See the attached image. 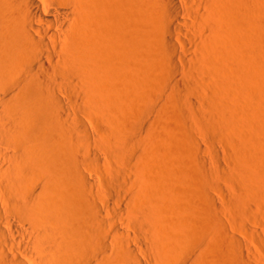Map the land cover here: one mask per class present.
<instances>
[{
	"label": "bare ground",
	"instance_id": "6f19581e",
	"mask_svg": "<svg viewBox=\"0 0 264 264\" xmlns=\"http://www.w3.org/2000/svg\"><path fill=\"white\" fill-rule=\"evenodd\" d=\"M247 2L0 0V264H201L209 255L216 256L218 264L228 263L233 249L228 253L223 247L227 227L216 216L218 204L210 193L218 188L217 173L198 160L203 151L199 144L190 143L188 155V138H181L182 148L176 143L186 130L183 119L195 114L190 95L200 94L198 85H203L195 71L207 75L214 65L193 51H202L204 41L218 44L228 29L227 22L211 24L203 9L225 5L232 24L238 10L252 18ZM260 62L256 67H264ZM263 67L257 70L258 79L264 77ZM221 72L215 71L217 78L223 77ZM205 86L211 93L212 123L233 122V111L217 88L211 82ZM246 108L264 114L262 103ZM210 129L218 137L214 127ZM239 138L229 136L236 145L242 143ZM243 168L251 176L254 169ZM187 183L202 188L189 193L194 187ZM240 187L242 193L230 199L237 221L251 209L245 198L251 185L244 181ZM192 205L203 212L204 220ZM202 232L208 235L206 248L190 261L187 250L197 248ZM228 239L239 242L237 236Z\"/></svg>",
	"mask_w": 264,
	"mask_h": 264
},
{
	"label": "rangeland",
	"instance_id": "374dc122",
	"mask_svg": "<svg viewBox=\"0 0 264 264\" xmlns=\"http://www.w3.org/2000/svg\"><path fill=\"white\" fill-rule=\"evenodd\" d=\"M261 1V2H260ZM258 3V4H257ZM228 3L227 2H225V5L226 6H228L229 7V5H227ZM263 4V5H262ZM225 5L224 6H219V5H216V4H214L211 8L212 9H207L206 8V10L205 9H203L204 10V12H205V14L209 17V21L211 22V24L213 23V24H215V26L217 25V26H222V24H224V23H226V25H227V27H228V29L227 30H229V33L227 32V30H226V33H224V31H223V33H222V31H221V29H219V32L220 33H222V34H220V38H219V40H218V44H214V43H216V42H214V41H210V40H208V41H204V45H203V47H202V51H198V50H196V52H194L193 51V53H195L196 55H199V56H201L200 57V59L202 60V61H204V62H210L211 64H213L214 63V65H213V67L211 68V70H212V72L210 71L209 72V74H204V75H202V71H200V70H196L195 71V73H197L196 75H198L199 76V74L198 73H200V76H201V78H199L198 79V84H200V82L202 81H204V82H206L205 83V85H207L209 82H211V84L212 85H214L216 88H217V91L220 93V95L223 97V102L225 101V105L228 107V108H230L231 109V112H232V117H234L233 118V122L231 121V122H228V123H226V124H223V125H216V124H214V123H212V121H211V119H210V107H211V102H212V99H211V93H210V88H208L207 86H205L204 85V83H202L201 82V84L200 85H202V88H200L201 86H199L198 85V90H199V92L198 93H200V94H197V96H196V94H192V95H190V98L192 99V100H194L195 102H196V107H195V111H194V115H193V117H195L196 119L194 120V118L193 117H191V118H193V119H191L190 117H187V118H189V120L188 119H186V118H184L183 119V121H182V123L183 122H185L187 125L185 126L184 124H182V126L184 125L185 127H183V128H186V130L185 129H182L184 132L185 131H187L185 134H187V135H183V131L181 130V127L179 126V125H177L176 126V129L178 128L179 129V127H180V131L179 132H181L182 133V135L179 137L180 138V143H176V144H179L178 145V148H182L181 146H180V144L181 143H183L184 145H185V142H187V140L185 139V137L186 138H188V141H189V144H188V147H187V150H188V148L190 149L191 147H189V145H190V143H196L197 145L199 144L201 147V150H203V151H201V155H203V156H199V161H203V160H205L206 162H208V163H206L207 164V167L209 168V167H211L210 169H213V170H215V172L217 173V178L215 179V183H214V185H216L218 182V184L216 185L219 189H221V191L217 188V189H215V190H210L211 192V194H212V196L214 197V199H215V201H216V203L218 204L217 205V207H218V211H217V217L219 218V216H220V220H221V222L222 221H224L225 222V224H224V222H222V224L225 226H223L224 228H226L227 227V230L225 229L224 231H225V234H227V238L224 240L225 242L222 244L223 245V247H224V249L225 250H228V253H230V251L232 250V252H231V254H232V256H230V263H229V260H228V263L227 264H264V194L262 193V192H264V184H262V183H264V171H263V167H264V162H262V164H261V162L260 161H262L261 160V158L260 157H264V155H260V153H262V152H264V114H258L257 112L255 113V112H251L248 108H246L247 107V105L249 106L250 104H253V102L255 103V102H259V103H262L263 105H264V85H262V84H264V77H262L261 76V74H260V76L263 78L262 80H260L261 79V77L258 79V77H257V75H258V71H260V69H261V66L263 67V65H261L260 66V68L258 67V71L255 69V68H257L256 67V63L257 64H262V62H260V61H262L263 60V62H264V0H249V2H247V5H248V9L250 10V12H249V14L248 15H250V16H252V18L251 17H249V16H247L248 18H245V16H244V11L243 10H236L237 12H238V14H237V19L238 20H240V21H235V23H232L231 24V22H230V19H228L227 20V18H228V14H227V9H226V7H225ZM256 7H255V6ZM261 5V6H260ZM202 8H203V6H201ZM199 8L198 9V11L199 12H203V10L202 11H200V9H202V8ZM258 7H261L260 9H258ZM255 8L257 9L256 11H255ZM254 9V10H253ZM211 10H213L214 12H211ZM223 10V11H222ZM207 11V12H206ZM253 11H255V13L257 14V15H255V13L253 12ZM258 12V13H257ZM226 13V14H225ZM252 13H253V15H252ZM262 13V14H261ZM219 15V16H218ZM226 18H225V17ZM257 18V19H256ZM261 18V19H260ZM242 19V20H241ZM255 19V20H254ZM254 20V21H253ZM257 20V21H256ZM258 20H259V22H258ZM214 21V22H213ZM252 21V23L250 24V22ZM192 22H194V21H192ZM228 22H229V25H228ZM259 23H262V24H260L259 25ZM194 25L196 26V22H194ZM198 25V24H197ZM247 26H248V28L250 29V31H248V30H246V28H247ZM251 26V27H250ZM197 27V29L199 30V26H196ZM253 28V29H252ZM242 31H241V30ZM186 30V31H185ZM258 32H257V31ZM184 31H185V33L188 35V36H192V37H194L195 36V33H193V32H190V30H187V29H184ZM252 31V32H251ZM234 32H235V34H234ZM240 32V33H239ZM251 32V33H250ZM255 32V33H254ZM260 32V33H259ZM261 32H263V33H261ZM193 33V34H192ZM233 33V34H232ZM190 34V35H189ZM249 34V35H248ZM198 34H196V36H197ZM234 35V36H233ZM239 35V36H238ZM246 35H247V37H246ZM226 36H228V37H226ZM237 38H236V37ZM245 36V37H244ZM191 37V38H192ZM252 38V39H251ZM260 38H262V39H260ZM198 40V39H197ZM237 40V41H236ZM251 40V41H250ZM257 40V41H256ZM263 40V41H262ZM209 41L210 42H212V43H209ZM225 41V42H224ZM249 41V42H248ZM214 42V43H213ZM230 42V43H229ZM252 44H251V43ZM256 42V43H255ZM261 42V43H260ZM240 43V44H239ZM249 43V44H248ZM210 44V45H209ZM242 44V45H241ZM246 44V45H245ZM255 46H254V45ZM226 45V46H225ZM240 45V46H239ZM212 46V47H211ZM245 46H246V48H245ZM253 46V47H252ZM258 48H257V47ZM204 47H206V48H204ZM209 47V48H208ZM239 47H240V49H239ZM188 48V47H187ZM186 48V49H187ZM210 48H211V50H210ZM238 48V49H237ZM257 48V49H256ZM204 49V50H203ZM208 49V50H207ZM215 49V50H214ZM236 49V50H235ZM251 49V50H250ZM214 50V51H213ZM226 50V51H225ZM255 50H257V51H255ZM191 51H192V49H191ZM216 51V52H215ZM225 53H224V52ZM222 52V53H221ZM238 52H243V53H246V55L248 54V56L246 57V59L244 58V56L242 57ZM249 52H251V53H249ZM255 52V53H254ZM206 53V54H205ZM214 53V55H212ZM253 53V54H252ZM258 53V54H257ZM221 54V55H220ZM263 54V55H262ZM205 55V56H204ZM220 55V56H219ZM239 55V56H238ZM224 56V57H223ZM248 57L249 58H251V59H249V61L250 60H254V61H250V62H252L253 64H255L254 66L255 67H252L251 65L252 64H250V62L248 63L247 62V60H248ZM218 58V59H217ZM221 58V59H220ZM235 58V59H234ZM207 59V60H206ZM257 59V60H256ZM262 59V60H261ZM233 60V61H232ZM232 61V62H231ZM238 61V62H237ZM236 62V63H235ZM245 62H246V64H245ZM255 62V63H254ZM219 64H221V66L219 65ZM234 64H236V65H234ZM248 64H250V65H248ZM215 65H217V67L215 66ZM230 65H231V67H230ZM212 66V65H211ZM223 66H224V69H223ZM239 66H240V68H239ZM227 67V68H226ZM245 67L246 68H248V67H250L248 70L249 71H251V72H249L247 69H245ZM234 68V69H233ZM217 69L218 70H220V71H222L221 72V74L223 75V77H221V78H217V74H215V71H217ZM243 69V70H242ZM255 69V70H254ZM249 72H247V71ZM263 70H264V67H263ZM213 71H214V73H213ZM230 71V72H229ZM244 71V72H243ZM255 71V72H254ZM262 71V70H261ZM258 72V73H257ZM264 71H262L261 73H262V75L264 74L263 73ZM228 73H229V75H228ZM211 74V76H209ZM233 74V75H232ZM244 74V75H243ZM247 74V75H246ZM221 75V76H222ZM226 75V76H225ZM228 75V76H227ZM244 76V78H243V76ZM252 75V76H251ZM199 76V77H200ZM208 76V77H207ZM219 76V75H218ZM240 76H242V79L240 78ZM205 77V78H204ZM207 77V78H206ZM209 77H210V81H209ZM214 78V79H213ZM223 78V79H222ZM205 79V80H204ZM208 79V80H207ZM217 79V80H216ZM218 79H220V80H218ZM226 81H225V80ZM249 79V80H248ZM207 80V81H206ZM225 82H224V81ZM256 80V81H255ZM218 81V82H217ZM223 81V82H222ZM261 81V82H260ZM208 82V83H207ZM220 82V83H219ZM234 82V83H233ZM253 82V83H252ZM254 82H256V83H254ZM216 83V84H215ZM258 84H260V86L258 85ZM244 85H247V86H244ZM204 86H205V88H204ZM232 86V87H231ZM237 86V87H236ZM236 87V88H235ZM239 87V88H238ZM254 87H257L259 90H260V92L258 91V89H256V92H255V88ZM246 88H248V89H246ZM254 88V89H253ZM203 89V90H202ZM208 89V90H207ZM158 90V89H157ZM157 90L155 91V92H157ZM229 90V91H228ZM242 90V91H241ZM248 90V91H247ZM251 90V91H250ZM205 91V92H204ZM228 91V92H227ZM237 91H240V92H237ZM247 91V92H246ZM255 92V93H254ZM258 92V93H257ZM159 93V92H158ZM161 93V92H160ZM201 93H204V95L203 94H201ZM226 93V94H225ZM249 93V94H248ZM162 94V93H161ZM160 94V95H161ZM253 94V95H252ZM160 95H159V99H160ZM194 95V96H193ZM201 95V96H200ZM224 95V96H223ZM230 95H232V96H230ZM262 95V96H261ZM158 96V95H157ZM229 96V97H228ZM155 97H156V95H155ZM155 97L153 98V101L155 100ZM163 97V96H162ZM161 97V99L163 100H160V101H162L161 103L162 104H164V101H165V97H163L162 98ZM197 97H198V100H197ZM209 97V98H208ZM227 97V98H226ZM196 98V99H195ZM228 98H229V100H228ZM255 98V99H254ZM156 99H158L157 97H156ZM158 99V100H159ZM200 100V101H199ZM208 100V101H207ZM211 100V101H210ZM256 100V101H255ZM239 101V102H238ZM253 101V102H252ZM156 103H157V100L155 101ZM199 102V103H198ZM227 102V103H226ZM237 102H238V104H237ZM241 102V103H240ZM250 102V103H249ZM159 104V106L161 105L162 106V104ZM243 103H245V104H243ZM158 104V103H157ZM240 104V105H239ZM243 104V105H242ZM230 105H231V107H230ZM242 105V106H241ZM155 106H157L158 107V105H155ZM241 106V108H243V109H241V108H239ZM159 108V107H158ZM208 109H209V111H208ZM229 109V110H230ZM236 110V113L234 112L235 110ZM244 110V111H243ZM249 110V111H248ZM206 113V114H205ZM240 114V115H238V114ZM207 115V116H206ZM239 116L237 119H236V117L235 116ZM199 116V117H198ZM202 116V119L200 118ZM206 117H207V119H206ZM200 123V125H198L199 123L197 122V121ZM200 120H202V122L204 121V120H206V121H204V123H202ZM211 122H210V121ZM239 120V121H238ZM190 121H191V123H190ZM195 121V122H194ZM149 122H151V120L149 121ZM189 122V123H188ZM236 122V123H235ZM256 124H255V123ZM181 123V122H180ZM179 123V124H180ZM195 123V124H194ZM196 123H198V124H196ZM234 123V124H233ZM238 123V124H237ZM252 123H253V125H252ZM167 124V123H166ZM188 124H190V126L188 125ZM238 126H237V125ZM240 124V125H239ZM242 124V125H241ZM181 125V124H180ZM226 125V126H225ZM233 125H235V127L233 126ZM259 126V127H257V126ZM188 126V127H187ZM194 127V128H192V127ZM210 126V128L213 126L214 127V129L216 130L215 132L218 134V137H216V136H214L213 135V133H211L212 132V130L210 129V128H208ZM217 126H219V127H217ZM224 126V127H223ZM247 126V127H246ZM255 126V127H254ZM169 127V126H168ZM167 127V128H168ZM190 127V128H189ZM217 127V128H216ZM233 127V128H232ZM240 127V128H239ZM257 127V128H256ZM175 128V127H174ZM221 128L223 129L222 130V132H221ZM231 128V129H230ZM239 128V129H238ZM259 128V129H258ZM261 128V129H260ZM262 128H263V130H262ZM169 130H170V128H168ZM175 129V130H176ZM193 131L194 129H195V131H193L191 134H190V132H191V130ZM211 131H210V130ZM238 129V130H237ZM236 130V131H235ZM243 130V131H242ZM250 130V131H249ZM256 132H255V131ZM172 131V130H171ZM171 131L169 132L168 131V133L170 134L171 133ZM190 131V132H189ZM234 131V132H233ZM245 131V132H244ZM259 131V132H258ZM176 132V131H175ZM175 132H173L172 131V133L174 134V136H175ZM178 132V131H177ZM176 132V133H177ZM178 132V133H179ZM218 132H220V134L218 133ZM226 132V133H225ZM239 132V133H238ZM244 132V133H243ZM260 132L262 133V134H260ZM177 133V135L175 136V137H177V136H179V134ZM237 134V136L238 137H240L239 139H241V142L242 143H240V144H242V146L243 147H241L240 149L237 147V146H239L240 147V144L239 145H236V144H234V142H232V140L231 139H229V136L231 135H233V134ZM250 134V135H248V134ZM172 134V135H173ZM244 134H246L247 135V137H246V135H244ZM252 134L254 135L255 134V136H252ZM171 135V134H170ZM224 135V136H223ZM190 136H193V137H190ZM221 136V137H220ZM258 136V137H257ZM182 137H184V140L183 139H181ZM172 138L174 139V137L172 136ZM179 138L177 139L178 141H179ZM191 138V139H190ZM220 138H222V139H220ZM255 138H257V139H255ZM172 139V140H173ZM190 139V140H189ZM195 139H197V140H195ZM223 139L227 142L226 144H228V145H226L225 144V141H223ZM244 139V140H243ZM185 141V142H181V141ZM219 140H220V142H219ZM176 141V140H175ZM174 140H173V142H175ZM193 141V142H192ZM223 141V142H222ZM232 142V143H231ZM217 143V144H216ZM248 143H249V146H248ZM175 144V143H174ZM175 144V145H176ZM183 144H182V146H183ZM231 144V145H230ZM238 144V143H237ZM193 145V144H192ZM198 145V146H199ZM216 145V146H215ZM235 145V146H234ZM187 146V145H186ZM231 146H233L232 147V149H231ZM245 146H247V147H245ZM185 147V146H184ZM228 147V148H227ZM245 147V148H244ZM186 148V147H185ZM215 148V149H214ZM229 148H230V150H229ZM184 149V148H183ZM213 149V150H212ZM240 150V152H239V150ZM251 149V150H250ZM181 150V149H180ZM204 150H205V152H204ZM244 152H243V151ZM248 150H250V152L252 153H247L248 152ZM255 150V151H254ZM186 151V150H185ZM185 151H183L182 150V152L183 153H185ZM231 152V155H233V158H232V156L231 155H229V153ZM245 151H246V153H245ZM188 152H189V150L187 151V154H188ZM202 152H204V154L202 153ZM209 154H208V153ZM240 153V155H239V153ZM254 152V153H253ZM257 152V153H256ZM212 154V155H211ZM220 154V155H219ZM250 154V155H249ZM260 155V157H259V155ZM189 155V154H188ZM207 155V156H206ZM209 155V156H208ZM215 156L214 158L213 157H211V156ZM219 155V156H218ZM237 155V156H236ZM248 155V156H247ZM186 156V155H185ZM205 156V157H204ZM219 158H218V157ZM231 156V157H230ZM251 156L255 159H253V158H251ZM211 157V158H210ZM229 157V158H228ZM246 157H248V158H246ZM202 158V159H201ZM233 160H232V159ZM257 158H259V159H257ZM209 159H211V160H209ZM220 159V160H219ZM237 159H238V161H237ZM249 159V160H248ZM252 159V160H251ZM245 160V161H244ZM215 161H217V162H215ZM232 161H234V162H232ZM253 161H254V163H253ZM236 162V163H235ZM214 163V164H213ZM238 163V164H237ZM253 163V164H252ZM153 164V166L152 167H155V170H156V168H157V165L155 164V163H152ZM156 166H155V165ZM210 164V165H209ZM235 166H234V165ZM250 164H252L253 165V167H252V165H250ZM255 164V165H254ZM221 166V165H223L222 167V169H224V170H222L221 168L219 169V166ZM236 165H237V167H236ZM251 166V168L252 169H254L250 174H251V176L248 174L247 175V173L245 172V171H242V169H244L243 168V166L245 167V166ZM241 166V167H240ZM152 167H151V169H152ZM258 167V168H257ZM235 169V170H234ZM238 169H239V171H238ZM152 170H154V169H152ZM228 170V171H227ZM258 171V172H255V171ZM225 171V172H224ZM234 172V173H233ZM243 172V173H242ZM262 174H261V173ZM256 173V174H255ZM259 173V174H258ZM222 174V175H221ZM225 174H226V176H225ZM229 174V175H228ZM232 174H233V176H232ZM245 175L247 176V177H245ZM263 175V176H262ZM231 176V177H230ZM237 176V177H236ZM221 177H222V180H221ZM236 177V178H235ZM223 178H225V179H223ZM228 178V179H227ZM233 178H235V179H233ZM241 178V179H240ZM262 178V179H261ZM260 179V180H259ZM218 180H220V181H218ZM224 180H227L226 182L227 183H225V181ZM243 181V183H244V181H245V184L247 183V184H250L251 185V190H249L248 189V191H250L249 192V194H248V192H247V195H245V198L248 200L247 201V204H248V208H251L250 210H252V211H250L249 210V212H248V216L246 217V218H242V219H238L239 221H237V215L235 216V214L234 213H236L235 211H233L234 210V208L232 207L231 208V206L232 205H230V203H231V198H232V196H233V198L234 197H236L237 195H239L240 193H242V191H241V187L239 188V185H241V184H243V183H241V184H238V183H240V182H242ZM261 180H263V181H261ZM201 181L203 182V180L201 179ZM229 181V182H228ZM232 182V184H231V182ZM236 181V182H235ZM151 182V180L149 181V183ZM254 182V183H253ZM262 182V183H261ZM225 183V184H224ZM236 183V184H235ZM253 183V184H252ZM143 184L144 183H141V185L143 186ZM188 184V183H187ZM186 184V185H187ZM193 184H195V183H193ZM262 184V185H261ZM145 185V184H144ZM190 187L192 186V187H194V188H192V189H187V188H182L183 190H182V192L185 190L186 191V189L187 190H189V193H192L191 191H193V194H194V192H195V190H196V194H198L197 192H198V186H200L199 188H202L201 187V185L200 184H198V185H196V186H193V185H190V184H188ZM187 185V186H188ZM182 186V185H181ZM181 186H179L180 188L179 189H181ZM185 186V185H184ZM187 186H185V187H187ZM188 186V187H189ZM224 186V187H223ZM235 186V187H234ZM261 186V187H260ZM183 187V186H182ZM263 187V188H262ZM237 188H239V189H237ZM179 189H177V190H179ZM214 189V188H213ZM227 191H226V190ZM217 190H219V191H217ZM224 190V191H223ZM184 191V192H185ZM201 191H202V189H201ZM200 191V192H201ZM215 191V192H214ZM187 192V191H186ZM223 192V193H222ZM225 192V193H224ZM237 192V193H236ZM251 192H253V193H251ZM180 193V192H179ZM219 193V194H218ZM225 194V195H224ZM227 194H228V196H227ZM255 194V195H254ZM219 196H221V198L219 197ZM225 196V197H224ZM223 197H224V199H223ZM228 197V198H227ZM251 197L253 198V197H255L253 200L251 199ZM220 198V199H219ZM227 200H226V199ZM178 199H180L181 200V198H177V200ZM250 199H251V201H250ZM256 199V200H255ZM178 201L179 202V204L183 207V205H182V203H183V201ZM183 200V199H182ZM219 201H220V203H219ZM254 201H255V203H254ZM180 202H182V203H180ZM250 202V203H249ZM257 202V203H256ZM187 205V207H188V204H186ZM190 206V205H189ZM255 206V207H254ZM191 207V206H190ZM189 207V209H192V208H190ZM192 207H193V209H194V206L192 205ZM230 209H229V208ZM196 209V210H195ZM194 210H195V212H197L198 214H197V216L199 215V217H200V215H202V218H203V220H204V214H203V212H201L200 213V210L196 207ZM232 209V210H231ZM255 209V210H254ZM193 210V211H194ZM197 210H199V211H197ZM230 210L232 211L231 213H230ZM225 211V212H224ZM234 216V218H233V216ZM227 216V217H226ZM229 216H230V218H229ZM263 217V218H262ZM238 218H240V217H238ZM223 219V220H222ZM235 219H236V221H235ZM249 221H250V223H249ZM237 222V223H236ZM191 223H193V221L191 222ZM192 225V224H191ZM246 226L247 225V227H250L249 228V230L248 231H244V229H243V227L242 226ZM242 229V230H241ZM252 230V231H251ZM227 231V232H226ZM203 234H201V235H203V237H206L205 239H203V237L200 239L199 238V240H202V241H199L198 239H197V245L195 246V247H197V248H190V250L188 249L187 250V255H186V258H188L190 261H193V260H196V259H198V258H196V257H198L199 256V254H202L203 252L202 251H204L205 250V248H206V245H207V242H208V238H207V234H204V232H202ZM231 233V234H230ZM232 235V236H231ZM237 236V238H238V240H239V242H233L232 243V240L231 239H228V238H230V237H236ZM207 240V242H204V241H206ZM228 240V241H227ZM223 241V240H222ZM222 241H220L219 243H222ZM198 243H200V245H198ZM203 243V244H202ZM226 243V244H225ZM239 243H240V245H239ZM193 249V250H192ZM235 249V250H234ZM196 250H197V252H196ZM243 250H244V252H243ZM189 251V252H188ZM192 251V252H191ZM236 252V253H235ZM188 253L190 254V256L188 255ZM186 254V253H185ZM192 254V255H191ZM193 254L195 255L194 257H193ZM198 255V256H197ZM218 255V254H217ZM237 255V256H236ZM244 255V256H243ZM201 256V255H200ZM199 256V257H200ZM213 256V258L212 257H210V255L209 256H207V257H210V258H208L209 260H207V257H206V259H204L205 260V262H203L202 261V263L203 264H218V260H217V258H216V256H214V255H212ZM192 257H193V260H192ZM243 257V258H242ZM191 258V259H190ZM212 258V259H211ZM234 258V259H233ZM245 258V259H244ZM236 259V260H235ZM239 259V260H238ZM244 259V260H243ZM211 261V262H210ZM233 261H235V262H233ZM206 262H208V263H206ZM233 262V263H232ZM201 263V264H202ZM220 263V262H219Z\"/></svg>",
	"mask_w": 264,
	"mask_h": 264
}]
</instances>
